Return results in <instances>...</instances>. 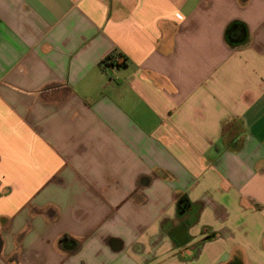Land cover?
<instances>
[{
	"label": "crops",
	"instance_id": "obj_1",
	"mask_svg": "<svg viewBox=\"0 0 264 264\" xmlns=\"http://www.w3.org/2000/svg\"><path fill=\"white\" fill-rule=\"evenodd\" d=\"M0 264H264V0H0Z\"/></svg>",
	"mask_w": 264,
	"mask_h": 264
},
{
	"label": "water",
	"instance_id": "obj_2",
	"mask_svg": "<svg viewBox=\"0 0 264 264\" xmlns=\"http://www.w3.org/2000/svg\"><path fill=\"white\" fill-rule=\"evenodd\" d=\"M186 230H187L186 227L182 226L175 233V236L178 238L180 243H185L187 241V231Z\"/></svg>",
	"mask_w": 264,
	"mask_h": 264
},
{
	"label": "trees",
	"instance_id": "obj_3",
	"mask_svg": "<svg viewBox=\"0 0 264 264\" xmlns=\"http://www.w3.org/2000/svg\"><path fill=\"white\" fill-rule=\"evenodd\" d=\"M230 30H231V28H229L228 29V36L230 35ZM119 57H120V55H118ZM121 58V57H120ZM113 60H114V58L112 57V55L111 56H109L107 59H106V61L104 62L105 64H108V65H112V66H120V64H115L114 62H113Z\"/></svg>",
	"mask_w": 264,
	"mask_h": 264
},
{
	"label": "built area",
	"instance_id": "obj_4",
	"mask_svg": "<svg viewBox=\"0 0 264 264\" xmlns=\"http://www.w3.org/2000/svg\"><path fill=\"white\" fill-rule=\"evenodd\" d=\"M112 57L114 58L113 62L115 64H120L122 62V59L118 55L114 54Z\"/></svg>",
	"mask_w": 264,
	"mask_h": 264
}]
</instances>
